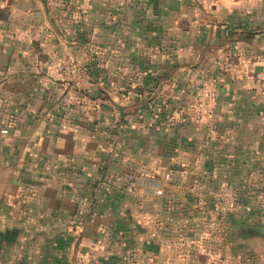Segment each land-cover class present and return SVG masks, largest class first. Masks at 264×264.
Listing matches in <instances>:
<instances>
[{"label": "crops", "instance_id": "1", "mask_svg": "<svg viewBox=\"0 0 264 264\" xmlns=\"http://www.w3.org/2000/svg\"><path fill=\"white\" fill-rule=\"evenodd\" d=\"M255 1L0 0V264L213 263L226 235L202 232L216 194L205 185L224 176L247 194L264 178L247 156L264 136L246 134L259 118L264 131V91L255 104L254 86L218 84L228 159L198 120L148 121L149 109L190 93L202 71H182L209 49L264 61ZM236 218L228 264H264V224Z\"/></svg>", "mask_w": 264, "mask_h": 264}, {"label": "rangeland", "instance_id": "2", "mask_svg": "<svg viewBox=\"0 0 264 264\" xmlns=\"http://www.w3.org/2000/svg\"><path fill=\"white\" fill-rule=\"evenodd\" d=\"M253 2H256L253 0ZM256 8V6H254ZM224 41V38H221V42ZM224 45V44H222ZM224 46H227L226 44ZM222 47L221 52L218 53L216 50H211L203 52L201 59L197 60V57H195L196 60H190L188 62V68L182 71V80L184 82L183 76H188V74L197 75V72L202 71L203 78L198 81H193L192 83H195L194 85L189 86L190 89L183 98L174 97L173 103L172 101H168L166 99L163 100H155V104L150 106V116L152 119H148V121H151L153 119L161 121V123H172V122H178V120H182L185 118V115L187 116V120H198L199 124L203 126V129L199 131L200 139L202 140H214L216 142H221V144H224V151L226 153V159L229 158L228 153L231 152L230 147L228 145L229 143V137L231 132L228 130V122L227 120L222 121V124H219V122L213 121L212 114L213 110H215V107L217 106V96H218V84H221L223 88H227V85L230 86V81L236 80V82H233L232 84H239V82H242V85L251 87L254 86V95L253 96V103L261 104L262 98L261 95L262 91H264V85L263 84H257L256 82L258 80H264V61L260 60L259 58L260 53H256V51L253 50V53L251 54L250 58L247 60H244L241 58V55L239 54H226L227 50H225V47ZM200 55V54H199ZM243 57V56H242ZM264 57V56H263ZM215 60V62H213ZM213 60V61H212ZM264 60V59H263ZM259 62V63H258ZM262 62V65H260ZM217 65V67H216ZM174 72L173 77L179 76V73ZM188 77H185V79ZM190 79V78H189ZM203 80V81H202ZM182 82V85H183ZM225 84V85H224ZM171 89H164L163 92H175L180 88V83L178 85L173 84ZM185 86V84H184ZM228 91V88L226 89V92ZM226 92L225 95H226ZM221 91V94H224ZM173 96V95H172ZM175 96V95H174ZM166 100V101H165ZM174 100H176L174 102ZM227 106L226 104H224ZM199 113H203V115H197ZM210 114V115H207ZM127 121L130 123L135 124L138 120L142 119V116H136V115H127L126 116ZM147 121V119H146ZM257 121H260L259 119L253 120V130L250 132H247L246 134L250 133L247 138H250L249 140H259L261 133L264 136V131H256L254 130L257 125ZM239 136L243 137L245 134V131L238 132ZM219 135V139H218ZM257 144V143H256ZM254 144L252 147L247 148L249 151L247 152L248 158L251 159V166L256 167V169L259 171L258 167H264V143L256 145ZM255 146V147H254ZM243 148H241L242 154ZM233 152V150H232ZM233 155L235 153L233 152ZM237 155V154H236ZM225 167L228 166H236L234 163H229L226 161L223 163ZM238 167H241L240 165H237ZM218 177V176H217ZM261 176L259 174L255 173V175L247 180L248 185H250L249 192H241L243 190L242 188H238L239 190V197H238V203H247L248 208L246 209H238L232 211L229 216L227 217L226 224L223 228V231L221 233V236L226 237L222 240L221 243H219L218 253L215 254L213 257V263L211 264H228L229 261V252L231 250L232 243L229 241V237L234 233L233 225L235 222V218L239 221H250L254 222L258 220L257 224H264V178L260 179ZM211 185H213V188L218 191V189L223 185L227 184L222 181L221 176L218 177L217 183L215 181H210ZM233 185V184H232ZM205 186L210 187V185L207 183ZM216 191L212 192V194H215ZM212 194L210 193L209 198H205L206 202H210ZM215 196V195H213ZM211 197V198H210ZM212 199L211 201H213ZM254 235V234H253ZM257 235H254L259 240L261 237ZM252 236V237H254ZM263 244L264 245V235L262 236ZM253 246L256 247V250L259 251L260 249V242L259 243H251ZM254 247V248H255ZM256 256V255H253ZM256 262H260L259 260H251L252 264H255Z\"/></svg>", "mask_w": 264, "mask_h": 264}, {"label": "built area", "instance_id": "3", "mask_svg": "<svg viewBox=\"0 0 264 264\" xmlns=\"http://www.w3.org/2000/svg\"><path fill=\"white\" fill-rule=\"evenodd\" d=\"M61 69L66 74L78 75L80 70L74 64L63 63ZM239 190L232 184H223L216 192L211 208L203 210L202 232L207 236L221 235L227 217L238 203Z\"/></svg>", "mask_w": 264, "mask_h": 264}, {"label": "trees", "instance_id": "4", "mask_svg": "<svg viewBox=\"0 0 264 264\" xmlns=\"http://www.w3.org/2000/svg\"><path fill=\"white\" fill-rule=\"evenodd\" d=\"M217 179H218V177H217V178H215V179H210V180L208 181L209 185H210V186H212L210 181H212V182H213V181H215V180H216V183H217ZM221 179H222V181L224 180V182H225V183H227V184H233V185H235V184H234V183H232V182H231V180H230V179H228L227 177H224V176L222 177V176H221ZM241 192H242V191H241Z\"/></svg>", "mask_w": 264, "mask_h": 264}]
</instances>
